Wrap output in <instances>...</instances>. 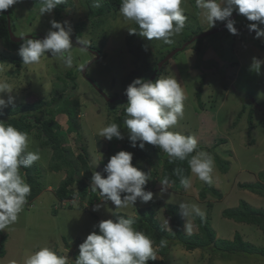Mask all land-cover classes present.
Here are the masks:
<instances>
[{"label": "rangeland", "instance_id": "374dc122", "mask_svg": "<svg viewBox=\"0 0 264 264\" xmlns=\"http://www.w3.org/2000/svg\"><path fill=\"white\" fill-rule=\"evenodd\" d=\"M106 1L108 0H100V6L95 7L94 0H65L66 6L62 16L59 17L56 9L40 16L39 0H21L9 8L8 13L11 14L15 25L14 33L18 37L33 33L45 37L51 29V20L67 21L72 29L73 67H65L62 60L52 58L50 53H46L39 63L32 65L17 66L12 62H1L0 81L9 83L14 91L11 94L0 93V96L5 100L8 95L15 98L14 104L5 108L37 100L52 102L55 100L45 109L50 110L55 122L62 126L65 142L72 149L77 150L74 158L81 152L88 154L96 166V169L93 168L94 172L106 176L104 166L112 156L110 152L121 151L124 140L129 134L128 131L122 130L124 138H113L111 141L97 134L102 127L114 122V117L117 115L116 108L119 107L120 102L110 105L107 101H100L101 97L98 96L95 86L104 90L103 92L110 98L117 95L126 97L124 93L127 86L136 78L148 80L153 78L152 81H155L162 76H175L183 87L186 99L184 116L172 130L184 135H194L198 145L202 147L201 150L212 156L214 170L211 186L220 189L224 200L218 202L215 198H210L215 201L210 208L208 199L202 200L199 196L200 191L207 184L193 174L192 188L189 191H185L182 186H177L176 189L171 185L167 191L161 192L158 177L151 176L152 163L141 165L139 162L141 170L151 176V184L146 190L154 193L153 200L142 203L138 199L134 207L129 205L127 208L119 209L118 212L136 217V225H141L142 229L146 230L150 224L142 225L139 221L140 219L144 221L146 216L144 211H140L142 208L147 215L153 213L161 227L164 218L169 219V226L172 229V219L167 213L168 206L172 204L179 207L180 202L195 203L201 207L204 216L213 218L211 221L219 234L218 238L232 240L236 232H239L245 234L248 242L257 247H264V234L259 228L234 220L231 222L222 213L225 208L238 201L240 203V200L256 205L248 196L250 190H242L237 182L257 181L259 173L264 171V105L260 104L264 101V65L261 66L259 74L251 70L254 57L264 60V38H255V32H250L247 27L253 22L238 15L233 19L238 34L229 33L225 27L221 32L195 39L208 30L221 27L226 21H217L215 26L211 27L202 15V10L196 7L195 0H183L182 7L187 16L184 30L171 37V44L155 39L149 41L139 34H130L129 30L132 28L138 30V26L132 21H126L119 10H109L93 17L90 15L91 10H98ZM82 23L84 26L78 27ZM193 38L194 41L185 49L161 66L163 68L161 71L158 66L164 57ZM35 39L43 38L35 36ZM78 41L100 49L102 57L95 60L93 52L89 48L81 47ZM2 44L0 38V51H5L7 48ZM15 53L18 54V50ZM92 59L95 62L86 69L85 74L83 70H78L79 65L86 67ZM158 72L161 74L157 75ZM203 79L202 98L198 99L197 91ZM124 101L123 103H127V98ZM63 107L69 113L61 111ZM50 115L46 113L44 117L49 118ZM200 117L204 119L201 120ZM29 120L34 121V117H30ZM74 123L77 125L75 126ZM36 139L35 132L29 136L28 145L31 146L29 151L39 152L38 161L45 167L41 172L43 187L53 183L51 185L53 191L48 192V189H44L45 193L37 196L36 206L30 205L27 201L19 214L18 221L10 228L0 231V239L2 234L8 238L7 254L4 257L0 256V264H9L13 259L18 264H23L24 258L38 247L47 246L57 249L56 251L65 250L67 245L62 243L64 240L69 242L70 238L73 240V244L69 242L73 249L87 237L76 236L77 234L85 232L88 235L94 230L98 232V228L94 229V225L113 218L112 211H115V206L111 201L100 200L98 193L91 191L90 188L89 191L94 195L93 202L87 198L69 200L75 205L73 207L81 208L78 209L81 212L55 216L52 212L58 199L55 189L62 187L61 180L67 174L65 171L54 173L49 169L48 164L52 161L53 152L50 148L45 149ZM97 139L101 141L103 148H107L110 143V148L104 151L109 156L107 161L102 159L103 153L98 150ZM222 139L226 141L222 143ZM113 143L116 144L112 148ZM164 154L167 156L166 153ZM217 157L228 161L230 166L228 174L223 175L217 168ZM155 161L158 162L156 158ZM158 163L162 165L161 161ZM95 195L98 197L96 198ZM97 205L100 207L94 210ZM137 215L140 217L137 218ZM69 217L80 220V224L73 229L69 228L65 224ZM88 220H93L94 223ZM182 220L185 224L186 219L182 217ZM189 220L193 224L191 233L197 232L194 218L190 217ZM183 231L185 232L184 226ZM155 233L158 231L154 227L149 235L154 236ZM166 252L168 256L172 255L171 264H264V255L261 253L218 251L213 254L212 247L190 251L174 242L168 243ZM78 254L79 251L76 249V257Z\"/></svg>", "mask_w": 264, "mask_h": 264}, {"label": "clouds", "instance_id": "9594fccd", "mask_svg": "<svg viewBox=\"0 0 264 264\" xmlns=\"http://www.w3.org/2000/svg\"><path fill=\"white\" fill-rule=\"evenodd\" d=\"M19 2L21 0H0V13ZM64 2L65 0H39L40 16L51 13ZM182 3L183 0H121L119 13L126 21H132L138 26V30L137 28L130 29V34H139L149 41L155 39L171 44V37L180 34L187 21ZM195 3L196 7L202 10V15L211 27L215 26L217 21H226L225 26L229 33L238 34L234 26L235 21L230 19L235 11L253 22L247 27L250 32H255V38H264V27H261L264 25V0H195ZM94 6L99 7L100 0H94ZM50 24L51 29L43 39L24 38L19 46L18 55L22 58L23 65H32L39 63L46 53H50L52 58L62 60L65 67L72 68L71 26L67 21L59 22L55 19L51 20ZM78 44L83 47L84 42L78 41ZM93 54L95 60L102 57L100 54ZM92 61L89 63L95 62L93 59ZM262 65H264V60L254 57L251 70L259 74ZM83 69L85 65H79L78 70ZM95 88L110 105L116 104L117 101L120 102L118 108L125 105L124 124L132 147H136L137 142L141 149L144 148L145 143L156 146L167 154L170 163L176 159L187 160L190 171L196 178L207 185L213 183L214 160L212 156L205 151H197L198 140L194 135H184L172 130L184 116L186 99L183 87L175 76H162L155 81L136 78L127 86L124 93L126 97L117 95L112 98L113 101H109L101 93L100 88L96 86ZM13 91L9 83L0 81V93L11 94ZM106 96L108 97L107 94ZM125 98H127V103H123ZM14 102L15 98L12 95H8L7 100L0 96V110L13 105ZM97 134L109 141L113 138H124L120 126L115 122L102 127ZM60 139L66 150L71 149L72 153L77 151L65 142L63 136ZM28 140L26 132L18 130L10 123L0 121V231L10 228L18 221L19 214L23 211L28 201L27 198L31 194V185L26 182L25 177L21 176L20 171L25 173L23 168H29L34 163L38 164L40 154L38 151H29L31 146L28 145ZM53 144L56 145L54 140L50 144L42 145L45 149L52 150L51 160L56 157ZM97 144L98 150L103 153L102 159L107 161L109 156L104 151L110 147L103 148L104 146L98 139ZM194 152L195 155H192ZM87 156L92 173L89 188L98 193L100 200L111 201L115 206V211H112L113 218L102 220L94 225V229L98 228V232L92 231L73 249L71 238L69 239L71 244L67 240L63 241L62 244L67 245L65 250L56 251L57 249L54 250L47 246L38 247L24 258L23 264H148V261L157 259L153 240L145 232L134 227L135 221L132 218H125L118 214L119 209L127 208L129 205L134 207L138 199L142 203L153 200L154 193L146 190V185L151 179L149 173H145L132 164L133 153L128 151L115 152L113 150L110 152L111 157L104 166L106 176H102L100 172H94L93 168L96 169V166L91 157L88 154ZM52 162L53 160L48 164L49 169L54 173L59 172L50 167ZM44 168L40 163L37 166L33 175L37 176V181H42L41 172ZM174 173L179 175L183 189L189 191L192 188V178L182 175L180 169H175ZM86 182L89 180L86 179ZM173 183L174 181L170 178L164 177L159 179L158 186H161V192H165ZM51 185L53 183L46 185L43 190L53 191ZM69 187L78 192L77 182ZM43 190L38 197L45 193ZM73 206L75 205L70 203L69 199L60 200L58 198L52 212L56 217L65 213L81 212L78 210L81 208ZM99 207L100 205H97L94 210H98ZM56 209L57 212H55ZM179 209L181 216L186 219L184 230L191 234L193 224L189 218L194 216L202 218L205 213L198 204L190 202H180ZM95 215L98 214L95 213ZM163 227L165 230H172L169 226V219L164 218ZM163 243L161 241V245ZM76 249L79 251L77 257ZM72 254L74 258L76 257L75 261L68 259ZM9 264H18V262L13 259L9 261Z\"/></svg>", "mask_w": 264, "mask_h": 264}, {"label": "trees", "instance_id": "16d2710c", "mask_svg": "<svg viewBox=\"0 0 264 264\" xmlns=\"http://www.w3.org/2000/svg\"><path fill=\"white\" fill-rule=\"evenodd\" d=\"M120 2L121 0H108L98 10H91L90 15L93 17L109 10H119ZM65 6L66 4L61 3L55 8L56 12H58V17L62 16V11ZM9 11L10 10L7 9L3 13H0V38L2 40L3 46L7 48L5 51H0V63L12 62L17 66H21L23 64L22 58L15 52L19 50V46L23 42V40L21 42H14L11 40L8 29V18H10L13 32L15 31V25L11 14L8 13ZM80 25H82L83 27L84 23L79 24L78 27ZM31 35L32 37L30 38L34 39L35 36L42 37L41 35L36 33H33ZM88 47L92 50L97 51V54H100L102 56V52L100 49H97L95 48V46L90 45H88ZM155 69L157 70V66ZM159 73L161 74V72H158L157 75ZM203 87L204 79L202 80L201 87L197 91L198 99L202 98ZM96 90L98 91V89ZM53 102L37 100L35 102L22 103L13 107L5 108L3 110H0V121L10 123L18 130L26 132L28 134V137L35 132V137L37 138L36 140H38L41 145L50 144V142L54 140L56 145L54 146L53 144V147H55L56 157L55 159H52L53 162L50 167L55 171L65 170L67 173L66 178L61 181L62 187L55 191V195L60 200H72L76 198H79L81 200L87 198L90 200V202H93L94 195L89 191L88 182H86V179L91 181L92 176L91 166L88 162V156L86 153L81 152L77 155L76 158H74V154L76 152L72 153L71 149L66 150V148L62 145L60 139L63 134L62 126L60 127L58 122H55V117L54 115H52V112L45 109L46 106H50ZM200 104L201 106H203L202 102H200ZM260 104L264 105V101L260 102ZM60 110L69 113V111H67L64 107ZM46 113L51 114L49 118L44 117ZM32 114L34 115L32 116ZM30 117H34V121H30ZM124 119L125 105H121V108L117 109V115L114 117V122L120 126L121 131H127V128L124 124ZM74 124L75 126L77 125L76 123ZM250 126H252V123L250 124ZM221 141L222 143H224L226 140L222 139ZM115 144L116 143H113L112 148L115 146ZM201 149L202 147L198 145L197 151H200ZM122 150L133 153L132 164L140 170L142 169L140 167L141 165L152 163L153 171H151V176L159 177L160 180L164 177L170 178V180L174 181L172 185L175 186L176 189H178V187H181V185L179 175H176L174 173L175 169H180L181 174L184 176L191 177L192 175L187 160L181 161L179 159H176L175 161L170 163L168 156H165V154L162 153V151H160V149L156 146L145 143L144 148L141 149L139 147V142H137V146L132 147L131 142L127 137L124 140ZM192 155H195V152ZM155 158L158 160V162L161 161L162 165L155 161ZM139 162L141 165H139ZM216 163L218 166L217 168H219L223 175L229 172L230 166L227 160H223L217 157ZM37 166H39V163H34L29 168H23L25 170V173L20 171L21 176L25 177L26 182L31 185V194L28 196L27 200L30 201L32 206H36V201L34 200H36L35 198L42 192L44 188L42 181H37V176H33L34 172L37 170ZM75 182L78 183V192L74 191V188L69 187V185ZM150 184L151 182L149 180L146 185V189L148 188V185L150 186ZM240 187L250 190L251 192L256 193L264 198V172H260L258 181L254 183H243L240 184ZM209 194L212 195L209 196ZM199 196L202 200H206L208 197L220 200L223 197L222 193L215 186L211 185H206L200 191ZM95 197L97 198L98 196L95 195ZM208 202V205L210 206V208H212L213 202ZM178 208V206L172 204L168 206L167 213L172 219V230L170 232L164 230V228L159 225V222L155 219L153 213L147 215L146 211L141 208L140 211H144L146 216L144 218V221H142L141 219L138 220L140 221V224H150V226L146 228V230H143L141 225L139 226L134 223V227L137 230L145 232V234H147L153 240V245L159 246L158 251L161 255H163V258H157L155 261L150 260L148 261V264H170V259L167 258L168 255L166 254L169 242L181 244L186 250L190 251L198 249L205 250L212 247L213 254H216L218 251H223L228 253H261L264 255V247H257L256 245L244 240L243 236L239 232L235 234V237L232 240L218 238L217 232L212 225L211 217L203 216L201 218L199 216H194L193 218L195 220L198 231L195 233L186 234L183 231L184 221L182 220V216ZM118 214L124 216L125 218H132L134 221H136V217H129L123 212H118ZM223 215L224 217L232 219L236 222L254 225L259 228L264 234V208L252 206L247 201L242 200L238 207L227 209L223 213ZM139 217L140 216L137 215V218ZM151 224L153 226H151ZM154 227L157 229L158 233H155L154 236H151L149 235V233L150 231L154 230ZM7 239L8 238H6L4 234H2L0 239V256L2 257L7 254ZM161 241L164 242L163 245H161Z\"/></svg>", "mask_w": 264, "mask_h": 264}, {"label": "water", "instance_id": "95a60500", "mask_svg": "<svg viewBox=\"0 0 264 264\" xmlns=\"http://www.w3.org/2000/svg\"><path fill=\"white\" fill-rule=\"evenodd\" d=\"M238 15H240V14H238L237 12H235L233 15H232V17H230V19H234V18H236V17H238ZM226 25V22L221 26V27H218V28H215V29H211V30H208V31H206V32H204V33H202L201 35H199V36H197V37H195V39L196 38H203V37H206V36H209V35H213V34H216V33H218V32H221V31H223V29L226 27L225 26ZM8 29H9V33H10V37H11V40L12 41H14V42H21L24 38H27V37H32V35H25V36H22V37H18V36H16V34L13 32V30H12V27H11V21H10V18L8 19ZM42 38H44V37H42ZM192 41H194V38L193 39H191L188 43H186L184 46H182V47H180V48H176L175 50H173L172 52H170L168 55H166V57L159 63V68H161V66H163V64L165 63V62H167L168 60H170L173 56H175L177 53H179L181 50H183V49H185L187 46H188V44L190 43V42H192ZM83 47H86V48H88L86 45H84L83 44ZM90 50V49H89ZM90 51H92L93 53H95V54H97V52L96 51H93V50H90ZM98 57H99V55H98ZM93 62V61H92ZM91 62V63H92ZM91 63H89V64H87V66L85 67V69H83V73L85 74V71H86V69H87V67L91 64ZM153 79V78H152ZM152 79H150V80H152ZM100 90V89H99ZM101 91V90H100ZM101 93L109 100V101H113L114 99H112V98H108L107 96H106V94H104V92L103 91H101ZM68 259L69 260H71V261H75V258H74V255L72 254L70 257H68Z\"/></svg>", "mask_w": 264, "mask_h": 264}, {"label": "crops", "instance_id": "0c3cea01", "mask_svg": "<svg viewBox=\"0 0 264 264\" xmlns=\"http://www.w3.org/2000/svg\"><path fill=\"white\" fill-rule=\"evenodd\" d=\"M201 118V117H200ZM202 119H204V118H201V120ZM109 142V141H108ZM109 145H110V143H108ZM108 145V146H109ZM264 172V171H263ZM228 174V173H227ZM260 174V173H259ZM259 180V178H257V181ZM253 182H256V181H252V182H249V181H247V182H237V185H238V187L239 188H241L240 187V184H243V183H253ZM230 183H231V181H230ZM237 185H235L234 184V186H237ZM219 186V185H218ZM219 191H220V189L218 188V187H216ZM242 190H243V188H241ZM244 190H246V191H248L247 189H244ZM221 192V191H220ZM223 195V194H222ZM248 196H249V198H251V199H253L254 201H255V203H256V205H254V204H251L250 202H248L249 204H251L252 206H255V207H258V208H264V198L262 197V196H260V195H258V194H255V193H253V192H251L250 191V193H248ZM211 197H208L207 199H208V201H211V202H213V205H214V203H215V201H213V200H211L210 199ZM224 199H223V197L220 199V200H216V201H218V202H221V201H223ZM241 201L242 200H240V203H241ZM246 201V200H245ZM239 203V201L238 202H236V204H233L232 206H230L229 208H225L224 210H223V212L222 213H224L227 209H231V208H235V207H238L239 205H240V203ZM238 204V205H237ZM213 219V218H212ZM88 221H91V222H93L94 223V221L93 220H88ZM229 221H231L232 222V219H229ZM99 222V221H98ZM97 222V223H98ZM65 224L66 225H68V227L69 228H71V229H73V228H75L78 224H80V220H73V219H71V217H69V218H67L66 219V221H65ZM250 225V224H249ZM248 231V230H247ZM237 233V232H236ZM242 234V233H241ZM247 234H248V232H247ZM76 236H87V234L84 232L83 234H77ZM242 236H243V238H244V240H246V238H245V234H242ZM217 237H219V234L217 233ZM235 237V236H234ZM72 239V238H71ZM234 239V238H233ZM247 241V240H246ZM154 248L156 249V252H157V258H159V259H161V258H163V255H161L160 253H159V251H158V249H159V247H158V245H156V246H154ZM172 256V255H171ZM171 256L169 255L167 258L168 259H170L171 258ZM171 260V259H170ZM171 264V263H170Z\"/></svg>", "mask_w": 264, "mask_h": 264}, {"label": "flooded vegetation", "instance_id": "af4514ba", "mask_svg": "<svg viewBox=\"0 0 264 264\" xmlns=\"http://www.w3.org/2000/svg\"><path fill=\"white\" fill-rule=\"evenodd\" d=\"M87 77V76H86ZM98 93V92H97ZM98 96L101 97V100L100 101H104L105 102V99L98 93ZM99 103V102H98Z\"/></svg>", "mask_w": 264, "mask_h": 264}]
</instances>
